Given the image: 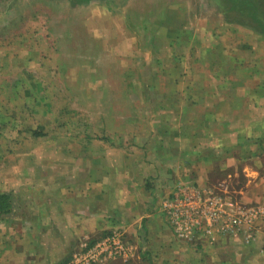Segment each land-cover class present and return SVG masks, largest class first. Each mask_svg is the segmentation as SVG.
Wrapping results in <instances>:
<instances>
[{
    "label": "rangeland",
    "instance_id": "rangeland-1",
    "mask_svg": "<svg viewBox=\"0 0 264 264\" xmlns=\"http://www.w3.org/2000/svg\"><path fill=\"white\" fill-rule=\"evenodd\" d=\"M217 1L223 2V13L213 5L215 0H89L83 4L79 0H0V169L9 165V159L3 162L6 156L18 157L16 167L30 161L41 169L42 163L36 160L43 156H93L100 142L152 143L166 136L157 129L162 123L169 126L175 121V115L166 110L182 106L178 98L186 86L187 92L203 100L212 87L232 92L231 82H241V87L236 86L244 102L241 113L246 114L254 103L248 98L250 92H262L258 88L264 86V34L256 40L249 29L233 31L232 21H239L235 15L248 11L227 0ZM170 10L171 14H160ZM243 20L263 30L256 20ZM183 25L195 34L206 29L216 34L225 31L227 35H220L219 41L242 66L229 59L222 70L213 71L221 79L217 81L206 63L199 61L201 47L192 42L191 52L190 44L183 40L185 45H177L172 39ZM209 39L210 35L206 44ZM192 57L196 61L190 65ZM189 69L196 80L168 81L183 77ZM215 100V95L208 96L203 103ZM200 105L194 109L201 111ZM60 140L63 145L57 147ZM128 148L131 154L142 153L130 144ZM260 163L246 161L242 171L244 166L246 172L264 168V159ZM236 173L235 179H217L214 186L221 189L217 184L222 183L230 195L239 193L247 179H240L238 169ZM25 209L32 217L38 213L34 205ZM23 213L18 209L17 218ZM196 242L177 243L166 252H178L185 264H234L224 258L232 249L219 246L217 237Z\"/></svg>",
    "mask_w": 264,
    "mask_h": 264
},
{
    "label": "crops",
    "instance_id": "crops-1",
    "mask_svg": "<svg viewBox=\"0 0 264 264\" xmlns=\"http://www.w3.org/2000/svg\"><path fill=\"white\" fill-rule=\"evenodd\" d=\"M222 4L217 0L213 2L215 7H219V13L224 12ZM171 13L170 10L169 13L160 14ZM234 18L239 21H232L233 31L242 33L249 29L256 40L261 39L259 34H264L263 30L248 25L247 21L245 23L243 18L246 17L242 14H236ZM183 27L172 39H176L177 45H185V42L190 44L191 52L194 48L192 42L201 47L203 55L199 61L206 63L210 73L213 74L215 69L222 70L229 59H232L233 64L242 66L237 58H230L231 54L227 53L219 41L220 35H227L225 31L216 34V31L206 29L201 30L202 34H195L186 25ZM221 28L227 29L226 26ZM198 35L199 39L196 38ZM209 35L210 42L206 44ZM172 43L170 41L169 44ZM182 59L176 61L181 63ZM191 59L190 65H193L196 60L193 57ZM214 77L219 81L217 76ZM191 78L196 80L193 71L189 69L183 77L175 80L168 78V81L185 84ZM237 84L242 86L241 82H231L232 92L221 91V86L217 90L212 87L205 93V97L215 95L216 100L208 105L203 103L205 97L202 100L200 95L187 92L189 89L186 86L181 93L183 97L178 98L182 106L171 105L166 110L175 115L173 124L165 126L162 123L157 128L163 129L162 133L166 136L157 137L152 143L148 140L143 143L129 142L132 148L138 147L141 154H131L129 144L121 146L108 141L107 144L100 142L99 146L93 148L96 150L93 156H43L42 160H36V163H42L41 169L37 165L33 167L30 161H26L28 165L17 168L13 165L18 160L17 156L4 157L3 162L9 159V165L4 168L1 166L0 192L14 193L15 213L12 217L0 220V264H63L82 246L92 244L114 231H121L124 241L135 247L129 262L185 264L182 262L184 256L166 250L177 243L186 244L191 241H183L175 235L161 206L162 200L170 197L182 183L179 180L200 189H213L218 195L233 200L244 209L264 203V168L258 167L255 171L246 172L244 166L242 174L247 181L237 194L230 195L222 189V183L217 184L221 189L215 187L216 180L210 179L217 167L225 172L224 179L236 176L237 173L227 169H232L237 162L243 165L245 160L239 155L241 151H235V148L245 144L242 141H257L261 138L264 146V86L258 88L262 92L255 90L250 92V96H245L254 103L242 115L244 102L238 94ZM198 104H201L203 113L194 109ZM179 110L181 112L178 113ZM259 116L260 119L255 120ZM178 117H183V120L175 124ZM60 142H57V147ZM231 147L234 150H228ZM210 150L214 154L206 153ZM216 156L221 157L219 164L214 162ZM263 159L264 153L250 160L255 165H263L259 164ZM26 205H34L36 209L38 207L37 215L32 217L25 214L28 209H25ZM18 209L22 212L24 210L19 219ZM256 226L258 231L253 232V238L249 240L245 235L235 238L217 236L219 246L228 245L232 249L225 259H231L234 264H264V221L257 220ZM204 240L208 242L209 239L201 237L195 241L203 243ZM107 264L129 263L115 259Z\"/></svg>",
    "mask_w": 264,
    "mask_h": 264
},
{
    "label": "built area",
    "instance_id": "built-area-1",
    "mask_svg": "<svg viewBox=\"0 0 264 264\" xmlns=\"http://www.w3.org/2000/svg\"><path fill=\"white\" fill-rule=\"evenodd\" d=\"M175 235L183 241L197 238L214 240L218 235L253 238L257 232V220L264 221V206L244 209L218 195L213 189H200L181 183L170 197L161 202ZM135 247L124 241L121 231L82 246L72 258L63 264H107L110 260L129 261Z\"/></svg>",
    "mask_w": 264,
    "mask_h": 264
},
{
    "label": "trees",
    "instance_id": "trees-1",
    "mask_svg": "<svg viewBox=\"0 0 264 264\" xmlns=\"http://www.w3.org/2000/svg\"><path fill=\"white\" fill-rule=\"evenodd\" d=\"M89 0H79L80 3H87ZM228 4L231 3L232 6H242L246 11H248V14H242L243 17H249L250 19H254L257 22L262 24L263 30H264V0H227ZM230 5V4H229ZM252 13V14H251ZM263 17V18H262ZM36 136H40V134H34ZM264 139V136L262 137ZM245 138L243 137L242 140ZM244 142L242 146H238L235 148V151H241L240 157L243 158L246 161L251 162V158L260 157L264 153V146L263 141L261 138L256 140H246L242 141ZM228 150L232 151L234 150L233 147L229 148ZM208 154H214L213 151H206ZM218 156V155H217ZM215 157V164H219V161L221 160V157ZM236 167V168H235ZM236 169L239 170V175L241 180L244 179V175L242 174V165L241 163L237 162V165L234 166L232 169H227L229 171H233V173H236ZM225 178V172L223 173L222 169L220 167H217V171L214 172L212 176H210V179L215 181L217 179L222 180ZM14 202H15V196L13 192H0V220H3L5 218L12 217L14 215Z\"/></svg>",
    "mask_w": 264,
    "mask_h": 264
}]
</instances>
